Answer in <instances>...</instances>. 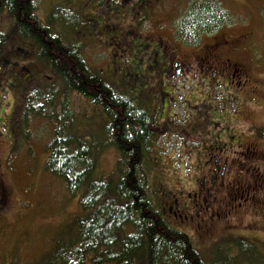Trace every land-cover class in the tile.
Returning a JSON list of instances; mask_svg holds the SVG:
<instances>
[{
    "label": "rangeland",
    "instance_id": "obj_1",
    "mask_svg": "<svg viewBox=\"0 0 264 264\" xmlns=\"http://www.w3.org/2000/svg\"><path fill=\"white\" fill-rule=\"evenodd\" d=\"M37 1L41 26L48 27L54 36L60 34L64 42L78 45L91 69L112 80L117 79L116 68L123 62L138 63L147 47L153 48L162 40L174 46L182 61L203 55L207 49L204 47L211 43L218 45L214 48V61L221 64L218 69L223 70L224 62L229 61L236 74L223 70L201 89L193 74L177 78L172 70L166 89L173 92L172 98L165 99L168 107L160 109L158 101L149 106L162 118L159 144L151 152L149 179L155 191L153 200L169 223L192 240L207 264H264V192L243 194L235 205L237 208L241 203L237 210L230 208L219 217L209 215L207 232L193 226L196 213L189 210L199 182L210 171L211 153L229 165L238 163L242 171L249 168L256 176H264V159L257 155H264V0H147L146 9L139 13L140 21L130 18L136 9L130 4L124 8L125 0H120L121 7L115 6L113 12L103 11L101 3L109 0ZM120 13L128 17L125 30L116 25V19H122ZM194 14L199 16L196 15L201 26H207L210 17L215 18L213 23L217 25L211 30L218 38L212 40L205 32L199 37L201 50L184 49L175 36L176 28L190 22ZM89 18L93 31L76 26ZM0 28L11 32L6 15L0 14ZM131 30L137 35L132 43L125 36V31ZM16 43L7 45L11 47L5 51L11 54L9 69H2L3 80L10 78L12 82L0 91V188L9 191L7 216L12 224L11 229L2 230L1 248L15 252L17 264H51L77 235L74 224L84 212L79 198L71 196L64 182L45 168L53 124L23 112L31 92H46L54 81L60 80L34 56H27L28 61L19 64L29 68V73L24 68L13 70L18 59L13 50ZM26 45L23 44L25 48ZM126 73H131L127 66ZM157 79L154 76L148 90L154 100L161 99L159 90L154 88V84H160ZM60 88L58 84V95ZM86 106H91V101L85 103L76 94L70 95L73 112L77 107L83 111ZM61 113L70 114L69 108ZM103 126L102 118H80L74 123V131L81 137H91L100 147L95 176L106 178L116 170L118 154L104 143ZM213 147L226 149L218 151ZM248 149H254L256 154L244 157ZM169 205L173 213L168 212ZM177 210L182 213L176 215ZM180 216H187L185 227L179 222Z\"/></svg>",
    "mask_w": 264,
    "mask_h": 264
},
{
    "label": "trees",
    "instance_id": "obj_2",
    "mask_svg": "<svg viewBox=\"0 0 264 264\" xmlns=\"http://www.w3.org/2000/svg\"><path fill=\"white\" fill-rule=\"evenodd\" d=\"M121 4L120 0L101 3L103 11L111 12ZM128 4L136 9L130 18L140 21L139 13L146 9L147 0H125L124 8ZM37 11V0H0V14L11 22L10 33L0 31L1 66L5 71L9 69L11 54L5 51L11 50L7 46L10 42H17L14 51L18 50L24 58L34 56L60 80L54 81L46 92H31L23 111L24 115L53 124L45 168L64 182L71 196L79 198L84 212L74 224L77 235L51 264H207L192 240L169 223L153 200L155 191L149 179L151 152L159 144L162 118L149 107L155 100L148 90L163 64L164 53L160 47L157 43L153 48L147 47L138 63L123 62V67L120 63L115 73L117 79L112 80L91 69L78 45H70L60 34L54 36L48 27H42ZM119 15L122 19L114 17L116 25L125 30L123 26L128 17L124 13ZM196 15L175 30L181 46L195 44L204 32L210 35L215 31L211 30L217 26L213 23L215 18H208L209 24L201 26ZM77 25L93 31L91 18ZM125 34L131 43L137 36L132 30ZM23 44H27L26 48ZM121 57L125 60V56ZM126 66L131 73L125 74ZM58 84L62 88L59 95ZM154 88L159 90V84H154ZM73 93L85 103L91 101V106L83 111L77 107L73 112L69 107ZM68 108L70 114L61 113ZM80 118L104 121V143L118 154L117 168L109 177L95 176L100 147L91 137H81L74 131V123ZM238 245L242 249L241 243Z\"/></svg>",
    "mask_w": 264,
    "mask_h": 264
},
{
    "label": "flooded vegetation",
    "instance_id": "obj_3",
    "mask_svg": "<svg viewBox=\"0 0 264 264\" xmlns=\"http://www.w3.org/2000/svg\"><path fill=\"white\" fill-rule=\"evenodd\" d=\"M1 31V28H0ZM211 36V39L214 40V37L218 38L215 35H207ZM207 36L205 37L204 41L206 40ZM163 41V40H162ZM223 42V41H222ZM223 46H226V42L224 40ZM157 46L160 47V50L164 53L162 65L159 66L160 72L156 78L157 82L160 81L159 84V93H160V109H165L168 107L167 103H165V99L168 97L172 98V91H166L168 88V77L171 76V71L175 70V74H172L174 77H180L183 74H193L196 78L199 79L200 83L197 86L207 85L205 82L207 80H215V76L218 73L227 70H233L232 65L229 61L224 62L223 70H219L218 66L221 64H216L214 61L215 52L214 48L218 45H213L211 43L207 48L203 55L196 56L193 61H182L180 60L175 48L171 43L163 41L157 42ZM184 49H199L201 50V43L190 44L188 46H182ZM17 48V47H16ZM198 50V51H199ZM174 51V52H173ZM17 54V58L19 60H25L24 55H19L18 50L14 51ZM1 43H0V91L3 90L4 85H11V80H3V72L1 66ZM17 70L23 69L24 67L19 66V62H14ZM19 68V69H17ZM27 73H29V68H24ZM157 71V70H156ZM235 69L233 71H229V73H235ZM17 74V73H16ZM15 74V75H16ZM29 76V74H26ZM189 76V75H188ZM233 76V75H232ZM231 76V77H232ZM205 83V84H204ZM161 85V86H160ZM195 86V87H197ZM171 90V89H170ZM168 92V93H167ZM160 101H162L160 103ZM221 138V136H220ZM218 141V140H217ZM218 145V143H217ZM215 150L223 151L226 148L220 147H213ZM214 153L209 154L210 158L208 160V167L209 172L203 176V180L199 182L198 186V193H195L192 198V207L189 208L190 211L195 210L196 216L192 220L194 221L193 226H196L199 230L204 232L209 231V224L207 223V217L212 214V216H220L222 212H228L231 208L232 210H237L240 206L236 208L235 205H238L237 202L239 199L243 198V194L251 195L255 193L264 192V176L257 175L256 173L249 168H244L245 171H242V166L238 163L232 162L231 165L228 164V161L223 162L222 157L218 158L217 155ZM247 154H256L254 149H248L244 153V157ZM260 159H264V155L262 153L257 154ZM0 264H17V255L15 252L12 253L11 250L3 249V235L2 230L7 228H12V224L8 222V205H7V198L9 197V191L1 186L0 188ZM245 201V200H244ZM243 201V202H244ZM171 205V204H170ZM169 205V213H173V207ZM263 207V206H261ZM182 212L177 210L176 215H179ZM180 224L183 223V226H186L187 216H180L179 217ZM182 222V223H181Z\"/></svg>",
    "mask_w": 264,
    "mask_h": 264
}]
</instances>
